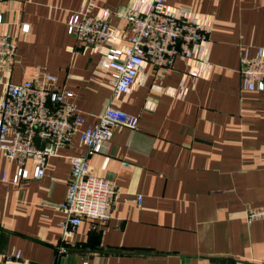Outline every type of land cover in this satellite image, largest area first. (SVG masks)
Masks as SVG:
<instances>
[{"label":"crops","instance_id":"crops-1","mask_svg":"<svg viewBox=\"0 0 264 264\" xmlns=\"http://www.w3.org/2000/svg\"><path fill=\"white\" fill-rule=\"evenodd\" d=\"M167 3L210 20L209 68L195 76L177 58L161 75L148 64L132 89L114 98L101 54L83 48L68 21L77 12L109 10L126 45L132 0L0 1V34L17 42L16 55L0 62V101L8 83L31 80L72 91L83 126L97 124L108 105L139 117L135 129L115 127L91 157L94 172L117 185L111 218L84 219L70 235L60 204L70 158L87 152L79 134L56 147L41 178L28 160L30 177L15 184L19 165L1 158L9 181L0 183V262L20 251L19 264H264V219L246 217L264 206V90L243 89L240 73L244 50L264 47V0Z\"/></svg>","mask_w":264,"mask_h":264},{"label":"built area","instance_id":"built-area-1","mask_svg":"<svg viewBox=\"0 0 264 264\" xmlns=\"http://www.w3.org/2000/svg\"><path fill=\"white\" fill-rule=\"evenodd\" d=\"M132 5L134 8L126 16V23L133 34L126 45H121L123 32L108 21L109 10H103L100 15L77 12L68 21L69 34L74 35L83 48H92L101 54L99 64L110 71L114 98L130 91L148 64H153L163 75L177 58H183L193 75L204 74L210 66L209 19L177 12L167 0H132ZM22 31L28 32L29 24H24ZM16 52V39L7 32L1 33L0 62L12 59ZM240 73L243 89L264 90V47L254 54L249 49L244 50ZM46 80L55 82L56 78L47 75ZM73 97L70 90L50 88L29 80L21 84L8 83L0 101V161L4 156L19 165L11 179L13 183L21 184L30 177L25 167L28 160L34 165L33 177H43L56 147L70 144L75 134H79L80 142L87 147L86 153L70 158L68 192L60 204L66 214L65 235L74 233L84 219L105 221L111 218L117 185L113 179L94 172L91 157L104 150L115 127L135 129L139 125L138 116L108 105L99 115L97 124L83 126L84 113L69 101ZM8 181L7 173L0 170V183ZM246 217L249 221L264 219V206L249 208ZM20 259L21 252L17 251L0 264H19Z\"/></svg>","mask_w":264,"mask_h":264}]
</instances>
